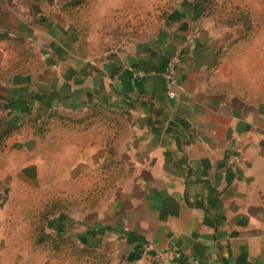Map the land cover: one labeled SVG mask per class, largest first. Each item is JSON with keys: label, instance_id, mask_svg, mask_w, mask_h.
Returning <instances> with one entry per match:
<instances>
[{"label": "crops", "instance_id": "0c3cea01", "mask_svg": "<svg viewBox=\"0 0 264 264\" xmlns=\"http://www.w3.org/2000/svg\"><path fill=\"white\" fill-rule=\"evenodd\" d=\"M51 1L11 0L32 12L0 27V264L61 260L43 232L110 264H264V34L187 1L118 33L102 15L91 40L63 0L35 12Z\"/></svg>", "mask_w": 264, "mask_h": 264}, {"label": "rangeland", "instance_id": "374dc122", "mask_svg": "<svg viewBox=\"0 0 264 264\" xmlns=\"http://www.w3.org/2000/svg\"><path fill=\"white\" fill-rule=\"evenodd\" d=\"M57 1L59 0H52L50 4L48 3L43 7H35V12L45 15V13L47 14L53 11L55 2L57 3ZM63 1V3L67 2V0ZM187 1L204 2L208 6L211 17L222 21H229L230 23L246 25L256 35L264 34V0H73L72 3H76L78 7L77 9L72 8L71 15L81 21L79 24L80 30H82L86 38H91L92 40L94 35L93 28H96L94 26L97 24L98 19H101L103 16L108 19L107 15L110 12L112 13L111 17L113 21L117 24L114 26L113 31L118 33V30L124 28V20L129 17L134 23L136 21L138 23L140 19H146V17L149 19V17L154 15L153 10L159 8L161 17L164 14V18H166L168 14L170 15V9L174 5L176 7ZM10 3H12L11 0H0V27L5 32L10 29L7 24L12 16L18 15L19 13L28 16L32 12V10L26 8L17 9ZM15 5L20 7L19 2L15 3ZM99 5H102L100 12L96 11ZM101 20L104 19L102 18ZM106 23L107 20L104 22L101 21L102 25H106ZM117 35L119 34L115 36ZM60 222L55 220L52 224L56 232L60 233L62 232L61 229H63L65 233H75L76 222L69 221L62 226ZM64 255V253L61 255V258L63 257L61 260L52 263L46 262V264H92L91 262H94V260H86L83 258L77 261L75 259L76 256L72 255V252ZM106 258L110 262L109 258Z\"/></svg>", "mask_w": 264, "mask_h": 264}, {"label": "trees", "instance_id": "16d2710c", "mask_svg": "<svg viewBox=\"0 0 264 264\" xmlns=\"http://www.w3.org/2000/svg\"><path fill=\"white\" fill-rule=\"evenodd\" d=\"M34 1L41 2L43 0H34ZM72 1L73 0H67V2L64 3L63 10L74 21V23L77 24L79 28V24L81 21L78 18L72 17L71 15L72 8L77 9L78 5L76 3L73 4ZM0 124L3 126L2 131H0V148H1L3 143H5V141L10 137L13 130L7 128L1 117H0ZM37 239L41 243L49 242L50 245H48L46 249L53 254L57 253L63 255L64 253L66 255V253L72 252V255L76 256L77 261L83 258L86 260H94L95 263L91 262L92 264H110V262L106 260L107 259L106 255L98 254L87 249L76 248L72 240L62 235L52 236L50 234L43 232L38 235Z\"/></svg>", "mask_w": 264, "mask_h": 264}, {"label": "built area", "instance_id": "2783aa9c", "mask_svg": "<svg viewBox=\"0 0 264 264\" xmlns=\"http://www.w3.org/2000/svg\"><path fill=\"white\" fill-rule=\"evenodd\" d=\"M180 54L177 53L170 58L163 73L165 80L168 97L171 99H176L180 96L183 91V87L180 85L177 74L180 66ZM146 75V72L141 69L133 70V77L135 79H140ZM3 126L0 124V131H2ZM144 254L152 262L157 264H168L173 259H180L184 257L187 264H201L200 260L191 255H185L184 253L176 250H162L154 254H151L149 249L144 250ZM185 255V256H184Z\"/></svg>", "mask_w": 264, "mask_h": 264}]
</instances>
